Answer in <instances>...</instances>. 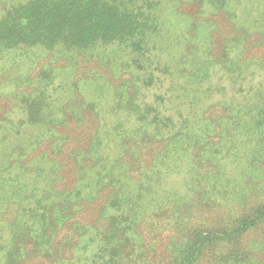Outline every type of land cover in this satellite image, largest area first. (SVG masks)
<instances>
[{"label": "rangeland", "instance_id": "rangeland-1", "mask_svg": "<svg viewBox=\"0 0 264 264\" xmlns=\"http://www.w3.org/2000/svg\"><path fill=\"white\" fill-rule=\"evenodd\" d=\"M64 1L68 0H0V24L21 7L30 4L45 5L49 10L39 12L42 21L35 26L36 30L42 32L41 24L53 20V15L61 11L53 8ZM70 1L78 12V18L84 19L105 13L110 6L119 9L116 3L112 4L114 0ZM198 1L175 0L174 12L181 15L179 20L183 24L179 26L178 19L173 23L174 28H170L176 34L172 32L171 40L180 43L185 39L189 45L183 47V53L177 49L171 52L169 59L163 57L162 61L165 63L162 62L160 68L167 65L166 63L171 68L165 67L160 71L154 69L155 65H150L149 61H145L141 53H138V60H133V54L119 52L120 48H127L123 46H127V43L121 45L119 40H97L94 44H87L86 50L73 53L59 47L47 48L41 43H22L6 47L0 40V126L8 130L7 125L12 124L11 129L33 132L25 135L22 133L19 138L14 137L13 143L9 145L12 148L9 149L10 155L1 157L0 177L4 178L7 173L2 170L5 168V161L6 164L18 166L29 162L36 167H31L28 173L33 178L36 172L40 173L44 180L42 183L37 175L36 178L41 183L37 184L31 179L27 183V190L32 189L34 192L28 199L19 202L25 214L19 213L15 200L13 203L7 197L0 196V203L4 202L0 206V264H182L189 259L192 264H196L194 260L210 261L245 256L264 260V252H259L264 244V226L242 238L238 237L235 230L227 232L236 227L240 222H235L245 215L253 219L258 214L264 215V209L256 207L264 204L263 192L256 189L241 194L244 184L255 181L252 183L254 186L264 185L261 177L248 169L250 160L253 159L264 165V125L251 131L248 136L246 132H240L244 142L246 138L252 140L249 141L252 146L249 154L245 153L248 165H243L241 170L238 169L241 173L235 172L231 178V182L242 186L240 190V186L237 187L239 199L232 195L231 185L213 193L200 189L193 195L188 192L194 177L205 174L210 169L206 163L209 154L210 159L212 158V151H209L211 146L218 147L221 151L218 157L221 162L225 161L222 155L228 156L232 151L233 143L235 145L233 134L238 133L235 131L237 120L229 122V116L238 111L241 101L264 87V15L258 24L249 22L246 24L248 29H244L234 27L225 11L230 9L233 11L231 19L244 23L242 7H249L248 15L252 14V19L255 20L263 10L264 0H226L228 7L224 8L219 2L216 6L208 5L209 9H202ZM174 12L172 9V14ZM0 37L3 38V34ZM162 42L164 44L165 40ZM196 49L200 51L202 62L208 67L206 78L200 80L203 90L198 95L201 97L195 98L199 101V113L203 111L204 119L207 120L204 123L207 125L206 129L203 125L196 136L201 137L200 144L206 146L195 147L187 157L180 153V159L175 162L178 155H162L158 158L160 152L166 149L167 141L146 139L140 131L133 134L134 137L127 138L125 144L120 143L119 136L135 131V128L141 129L140 123L132 128L126 117L128 113V120L134 121V116L129 114L139 112L144 105L151 106L162 116L170 118L176 126V111L187 107L181 91L173 85L174 81L182 82V75L180 78L177 76L180 67L178 62L183 55L187 56L188 65L196 69L200 62L193 60L190 51ZM146 54L154 55L153 51ZM229 60L242 63V76H236L238 72H233L234 77L229 78L223 67L224 62L230 63ZM123 87H126V93L122 97ZM40 93L43 97L50 94L55 96L53 99L60 98L61 101L55 112L50 108L48 113L40 112L31 116V119L35 117V120L43 122L42 127L38 128L36 124L28 123L26 105L21 98H28L29 105L36 103L33 107L36 110L44 101L41 97L34 98ZM187 97L189 100L190 96ZM85 103L90 104L89 109H82ZM92 104L97 113L92 112ZM100 119L107 123L102 125ZM100 127L101 131L105 130L100 151L92 157L93 136ZM108 131L118 142L115 154L110 157L109 150L104 149L106 142L103 140ZM220 134H225L226 140L223 138L220 141ZM241 147L245 148L246 145L243 143ZM109 149L112 150V147ZM41 154H44L43 159H39ZM113 160H116L122 172L126 170L132 178L131 182H135V187L138 181L144 180L142 201L139 203L147 207L146 209L139 206L140 212L135 209L132 211V208L128 211L127 204L115 198L114 186L100 187L103 181L99 177L94 184L99 181L97 186L100 188L88 200L62 206L51 196L41 197L42 190L51 189H56L61 196L77 190L88 195L92 192L88 189L90 186L92 190V181L84 180V172H88L92 164ZM156 161L159 165L155 170L162 168L161 174L169 172L168 180L162 179L161 174L155 180L152 179L155 170L148 177L145 176V172ZM17 173L13 166L8 173L9 178ZM207 178L209 181V177ZM89 179L92 180V174ZM148 180H151L149 185L146 183ZM157 182H161L155 189L158 197L147 198L146 188ZM179 188L185 193L188 192L187 196L172 208V197L167 193ZM149 200L153 201L148 202ZM183 202L186 205L181 207ZM41 206H49V209L44 211ZM105 206H108V216L102 213ZM58 208L59 214L56 212ZM229 210L233 214L228 220L229 215L226 213ZM42 213L49 217L48 225L40 217ZM21 221L28 226L27 235L18 232ZM57 221L55 228L54 223ZM78 225H84V228L81 229ZM42 226L46 228L41 230ZM85 230L92 231L83 233ZM38 232L43 234L41 241L44 243H40L37 249L42 254L47 248L45 257L32 252L36 248L27 238L30 233ZM207 235L211 240L207 245L209 247L198 244ZM245 241L254 242L255 249H252V253H245ZM195 245L197 246L194 247Z\"/></svg>", "mask_w": 264, "mask_h": 264}, {"label": "trees", "instance_id": "trees-1", "mask_svg": "<svg viewBox=\"0 0 264 264\" xmlns=\"http://www.w3.org/2000/svg\"><path fill=\"white\" fill-rule=\"evenodd\" d=\"M114 0L113 5L116 3L117 7L119 9L114 8L113 6H110L106 10L105 13L96 15L93 18L90 19H84V18H78V12L73 7L74 5L71 3L70 0L60 2L59 6H57L56 10H61L53 15V20H50L46 23H42L41 27L43 28V31H38L35 29V26L37 23H40L42 21V18L39 16V12L49 10L45 5H26L24 7H21L20 9L14 11L8 17L0 24V35L3 34V38L0 37V40L2 43L8 47V46H16L18 44L22 43H41L45 45L47 48L51 47H59L62 50H71L73 52H81V50H86L87 44L91 43L94 44L97 40H101L103 42H114L118 41L119 43H127L126 45H123L127 48H120L119 52H127L122 54H133V60H138V53H141L144 55L145 61H149L150 65H155L156 70L160 71L161 69L167 67L171 68V65L166 63L167 65H163L161 67V63L164 62L163 57L166 59H169L171 57V54L174 50H180V53H183L182 49L183 47L189 45V43L182 39L181 42H172V32L171 28H174L173 23L178 19L179 26H181L180 17L181 15L178 13H175V7L174 3L175 0ZM183 1V0H179ZM186 1V0H184ZM193 1V0H191ZM137 2V3H136ZM190 2V1H188ZM219 2L220 5H223V7H228V2L226 0H199L198 3L200 4V7L202 9H209L207 6L212 5L216 6ZM145 7V10L143 11V8ZM231 7V5H230ZM173 9V14H172ZM249 7H242L243 15H244V23H239L238 20L231 19L232 12L230 9L226 10L225 13L229 16V21L233 24L236 28H247L249 22H254L255 25L258 24L261 19H263L264 15V7L259 15L255 20L252 19L253 15L249 13ZM201 13V11H200ZM248 15V17H246ZM180 21V22H179ZM234 21V22H233ZM238 22V23H237ZM247 24V25H246ZM193 29V28H192ZM174 33V32H173ZM176 34V32L174 33ZM162 40H165V43L163 44ZM171 40V41H170ZM167 43V44H166ZM174 43V44H173ZM182 43V44H181ZM120 45V46H121ZM209 48L207 49V51ZM98 51V50H97ZM154 53L153 56H147L146 53L152 52ZM193 60H196L200 63L197 64L196 69H192L188 63H187V56L180 58L181 60L178 62V65L180 66L177 70L178 77H182L181 81H174L173 85L176 86L178 90L181 91V95L183 98L184 103L187 107H182L183 110L176 111L175 115L177 117L176 119V126L172 124L170 121V118L164 117L161 115L159 111L154 110L151 106L144 105L140 108L139 112H131V114L134 116V121L130 122L128 120V113L126 117V121L129 122V125L132 126V128L137 127V124H141V129L135 128V131H130L129 133H124L123 136H119L120 143H124L127 138L134 137L133 134L140 131L146 139H154L158 141H167L168 145L166 146V149L158 155V158L160 156H170L173 157V155H178L177 159H180L179 154H184V157H187L188 153L192 152V149L195 147L197 148H203L206 146V144H200L199 140L201 137L196 136V134L199 133V131L202 130V127L204 123H207V120L204 119L203 111L200 112L199 108V101H197L195 98H200L198 94H201L200 92L203 90V87L200 84V80H203L206 78V75L208 74L206 69L208 70V67L204 65L201 59L200 51L196 49L195 51L190 50ZM172 52V53H171ZM70 53V54H72ZM73 55V54H72ZM228 59V58H227ZM235 59V58H233ZM192 60V59H191ZM190 60V61H191ZM161 61V62H159ZM229 64L225 63L223 64V67L227 70L229 74V78L234 77L233 72H238L236 76H242V63L239 61V63L234 62V60L230 61ZM165 63V62H164ZM244 63V62H243ZM245 67V66H244ZM174 73V72H173ZM180 78V77H179ZM141 79V77H140ZM138 81V79L136 80ZM125 88L123 87L121 89V96L123 97ZM136 88V86H135ZM173 90L174 87H171ZM139 90V87H137V91ZM205 91V89H204ZM126 93V92H125ZM40 95L34 97V98H43L44 101L41 102L40 105H38V108L36 110L33 109V107L36 105L30 103H27L28 98L22 97L21 100L26 105V118L28 123L36 124L39 127H42L41 120H35V117L31 119V116H35L39 114L40 112H49L51 108L52 111L55 112V108H58V105H60V98H55L50 94L47 96H41ZM190 96V99L188 100L187 96ZM179 96V94L177 95ZM50 99V100H49ZM90 104L86 105L83 104L82 109H89L88 106ZM194 106V108H193ZM78 109V108H77ZM234 114L229 116V122L231 120L236 119L237 120V126H236V132L233 134V138L235 141V145L233 143V148L231 149L228 156H225L223 154L222 158H224V162H221L220 156L221 151L217 148H213L212 146L209 148V151H212V158L210 159V154L207 158L206 166L210 167L207 171H205V174L196 175L192 183L191 190H188L191 195L195 194L197 192V189H200V191L204 192H216L218 189L224 190L225 186L231 185L233 194L236 199H239L238 193L241 189V185H236L234 182H231V178L233 177L234 173L240 174L241 172L238 171V169L241 170V167L243 165H248V161L246 159L245 153L250 152V148L252 146L251 142L252 140H249V138L244 139L241 138L240 132H246L245 134L248 136V134L253 130H258L261 128V125H264V87L260 88L259 90H256V92L246 98L245 100L240 102L239 109ZM92 112H96V107L92 104ZM256 114H255V113ZM97 117H99V114H97ZM240 119V123H239ZM235 120V121H236ZM100 123H107V121H102L100 119ZM124 124V123H123ZM228 124V122H226ZM12 124H8V130L4 129V127L0 126V160L3 155H10L11 151L9 149H12L9 145H11L14 140V137L19 138L22 133L32 134L33 132L26 131H20L11 129ZM207 125H204V128L206 129ZM232 126L234 127V123H232ZM242 126V127H241ZM251 126L254 128L252 129ZM241 127V128H240ZM131 129V127H128ZM97 129L96 134L93 136L92 141V157H95L97 155V152L100 151L99 147L101 146V138L103 137V132L105 131L102 129V131ZM242 130V131H241ZM101 133V134H100ZM109 133V134H108ZM108 133L105 134V137L103 140L106 142L104 149L109 150V157L114 155V150L116 146L118 145V142L115 141V137L112 136V134L108 131ZM224 133V132H223ZM122 135V134H120ZM55 137V134L53 135ZM227 137L224 135H219L220 141L222 139ZM226 140V139H225ZM245 144L246 147H241L242 144ZM112 144L114 146H112ZM125 144V143H124ZM123 144V145H124ZM112 147V150L109 148ZM126 148V147H125ZM125 148H122V150H125ZM241 148V149H240ZM236 152V153H235ZM218 157V158H217ZM44 154H41L39 156V159H43ZM246 159V160H245ZM20 160V159H18ZM251 162L248 165V169H250V172H255L257 175L261 177V180L264 181V165L261 164V162L256 161L255 159L250 160ZM245 163V164H244ZM55 165V164H54ZM159 164H157V161L154 162L153 166L150 168V170H147L145 172V176H149V174H152V170H155ZM261 165H263V168H261ZM13 166L18 171V173L13 177L9 178L8 175L9 172L13 169ZM4 169H1L7 171V173L4 175V178L0 177V196L7 197L10 202H13V200L16 201L15 205L19 206L18 209L20 210L19 213L24 212V208L19 205V202H22L25 199H28L30 195H32V192L34 190H27L28 182L30 179L32 181H35V183H43V175L36 172L37 178L41 179V182L38 181L36 176L33 178L32 174L28 173V171H31V167H36L33 164L26 162L20 166L18 165H11L6 164V161L3 163ZM159 171L155 170L154 175L151 177L152 179H156L161 173L162 168L159 169ZM40 171H43V169H40ZM202 171V170H201ZM150 172V173H149ZM244 173V172H242ZM92 174V180L89 179V176ZM168 173L161 174L162 179L165 178V180H168L170 178V175ZM85 179L88 181H92V190L91 187L88 186V189L92 192H89L88 195L83 194L82 191H72L70 193H67L64 196H61L58 192H56V189H51L48 191H41V197L43 195H48L56 199V203L63 205H68L75 203L77 201H85L88 200L89 197H92L97 193V189L100 187H115V198L117 201H123L125 202L126 209L129 211L132 208V211L135 209L137 212L141 211L142 207L143 209H146L144 205H140V201H142V193L141 190H143L144 180L141 179L138 181L136 187L135 182H131L132 178H130L129 174H127L126 170L123 172L118 168V164L116 160H113L112 162L103 161L100 164H92V168L87 172H84ZM209 177V181L208 178ZM47 177V176H46ZM99 177L101 182L100 187L97 186V183L99 181H96L94 184V181L96 178ZM252 178V177H251ZM37 179V180H36ZM82 179V178H81ZM98 180V179H97ZM162 181V180H161ZM203 181H205V184H203ZM255 181H252L249 184H244V187L242 188L243 192L241 194H245L246 192L255 191L258 189L259 192L264 193V185L254 186L252 183ZM148 185L151 183V180H148L146 182ZM161 183V182H160ZM160 183H156L152 186H146V191L148 192L146 194L147 198L151 197H158V194L156 193L155 189L158 188V185ZM239 187V190H237V187ZM112 192V191H111ZM110 192V197L112 193ZM187 192V193H188ZM187 193L183 192L181 188L177 190H173L167 195H171L172 200V208L176 206V203H180L183 201V197L187 196ZM210 195V194H207ZM61 196V197H60ZM41 197L38 199L40 200ZM60 197V198H58ZM243 198V197H242ZM140 199V200H139ZM144 199V198H143ZM37 200V201H38ZM50 200V199H49ZM157 200V199H156ZM37 201L35 202V205H37ZM153 200H149L148 202H151ZM168 202L169 200L166 199ZM239 201V200H238ZM14 203V202H13ZM4 202L0 203V206H2ZM186 205L185 202L182 203L181 207ZM140 206V207H139ZM104 207V206H103ZM106 207V206H105ZM256 207H261L264 209V204H258ZM41 208L44 211H47L49 209V206H41ZM108 206L102 210V213L104 216H108L107 213ZM59 208L56 209V212L59 214ZM226 208L224 209V211ZM25 214V212H24ZM226 214L229 215L228 220L231 218L233 212L228 211ZM25 216V215H24ZM44 220V224L48 225L47 219H49L48 216L42 213L40 216ZM128 219H130V214L127 215ZM24 218V217H23ZM238 225L236 227L231 228V230H228V233H231L235 230L238 237L242 238V236H246L249 233L255 232V230H259L264 226V215L258 214L257 218H251V216H243L239 220H237ZM43 222V221H42ZM39 223V222H38ZM37 223V224H38ZM2 225V214L0 217V227ZM14 225V224H13ZM55 228L58 225V221L54 223ZM84 225H78L79 228L83 229L82 227ZM26 222L21 221V231L26 235L29 233V229L27 228ZM45 229L46 226H42V229ZM60 229V228H58ZM31 231V230H30ZM92 230H85L83 233H87ZM32 232V231H31ZM42 233H30V237H27L29 241L32 242V244L35 246L36 249H33V253H39L42 257H45V253H47V248L43 250L42 254L40 249H37V247L40 245V243H44L41 241L42 239ZM22 236V235H20ZM206 236L205 240L203 242H199L198 244L204 246H207L209 244V240ZM48 240V238H46ZM46 240V241H47ZM244 244L245 248L247 249L245 253H252V249H255L253 247L254 242L251 241H245ZM197 243V242H196ZM195 245L194 247H196ZM209 247V246H207ZM264 252V244L261 245V248L259 249V252ZM192 259H194V256H192ZM10 260V259H8ZM175 260V259H174ZM196 264H264V260H256L255 258L252 259L250 256H245L242 258H222V259H213L210 261H206L204 259L202 260H194ZM193 261V262H194ZM14 262V261H13ZM15 263V262H14ZM182 264H192L191 259L184 261Z\"/></svg>", "mask_w": 264, "mask_h": 264}]
</instances>
